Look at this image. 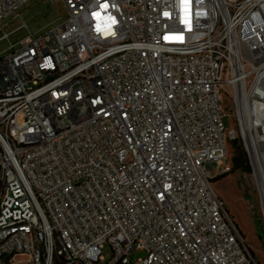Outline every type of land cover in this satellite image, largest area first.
Segmentation results:
<instances>
[{"label":"built area","instance_id":"built-area-1","mask_svg":"<svg viewBox=\"0 0 264 264\" xmlns=\"http://www.w3.org/2000/svg\"><path fill=\"white\" fill-rule=\"evenodd\" d=\"M61 1L0 56V264H260L211 181L238 138L264 224V0Z\"/></svg>","mask_w":264,"mask_h":264},{"label":"rangeland","instance_id":"rangeland-1","mask_svg":"<svg viewBox=\"0 0 264 264\" xmlns=\"http://www.w3.org/2000/svg\"><path fill=\"white\" fill-rule=\"evenodd\" d=\"M66 18L67 11L61 0L25 1L16 12L0 22V37L3 34H10L8 39L0 40V56H4L11 46L16 47L18 41L26 35L42 34L61 25ZM23 22L26 28H20ZM221 105L226 112L230 113V117L223 119L224 126L233 129L234 114L225 96H222ZM231 145L232 141H228L227 158L222 161V164H212L215 173L222 171L224 166H229L230 171L224 177L212 180L211 186L221 198L233 222L251 248L255 259L260 264H264V224L260 218L253 179L249 171L232 169L229 159L232 153ZM110 254V248L105 244L102 257L109 259ZM143 255V253H134L132 259L135 260ZM25 260L26 256H17L14 264H26Z\"/></svg>","mask_w":264,"mask_h":264},{"label":"trees","instance_id":"trees-1","mask_svg":"<svg viewBox=\"0 0 264 264\" xmlns=\"http://www.w3.org/2000/svg\"><path fill=\"white\" fill-rule=\"evenodd\" d=\"M231 164H232V169H241L244 171H249V167L247 164L246 156L244 153V150L242 149V146L239 142V140H233L232 145H231ZM228 173V172H227ZM227 173L221 174L214 179L222 178L224 177ZM240 231V230H239ZM241 233V232H240ZM52 264H67L66 261L63 258H55Z\"/></svg>","mask_w":264,"mask_h":264},{"label":"water","instance_id":"water-1","mask_svg":"<svg viewBox=\"0 0 264 264\" xmlns=\"http://www.w3.org/2000/svg\"><path fill=\"white\" fill-rule=\"evenodd\" d=\"M212 180H214V178Z\"/></svg>","mask_w":264,"mask_h":264},{"label":"snow or ice","instance_id":"snow-or-ice-1","mask_svg":"<svg viewBox=\"0 0 264 264\" xmlns=\"http://www.w3.org/2000/svg\"><path fill=\"white\" fill-rule=\"evenodd\" d=\"M105 7H106V5H105Z\"/></svg>","mask_w":264,"mask_h":264}]
</instances>
